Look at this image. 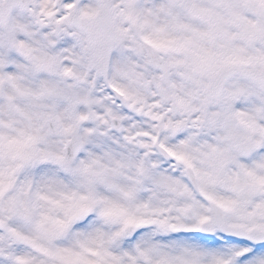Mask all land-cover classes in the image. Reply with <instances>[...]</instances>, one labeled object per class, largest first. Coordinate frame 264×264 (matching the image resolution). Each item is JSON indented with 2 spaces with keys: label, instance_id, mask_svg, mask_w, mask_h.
<instances>
[{
  "label": "snow or ice",
  "instance_id": "1",
  "mask_svg": "<svg viewBox=\"0 0 264 264\" xmlns=\"http://www.w3.org/2000/svg\"><path fill=\"white\" fill-rule=\"evenodd\" d=\"M0 264H264V0H0Z\"/></svg>",
  "mask_w": 264,
  "mask_h": 264
}]
</instances>
